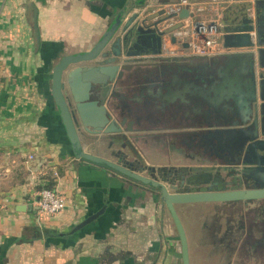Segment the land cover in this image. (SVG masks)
<instances>
[{
	"label": "crops",
	"instance_id": "obj_1",
	"mask_svg": "<svg viewBox=\"0 0 264 264\" xmlns=\"http://www.w3.org/2000/svg\"><path fill=\"white\" fill-rule=\"evenodd\" d=\"M181 9H188L191 16L168 23H184L182 29L190 35L166 34L156 45H147L145 62L165 61L177 77L189 71L187 65H214L212 80L201 79L199 85L210 91L237 73L245 77L244 68L253 59L240 55L251 50L225 48L215 28L223 21L241 23L249 18L261 24L264 42V0H0V264H183L179 234L158 189L78 159L52 96L57 63L64 56L90 51L121 14L125 19L135 14L142 18L146 12L164 10L168 15ZM200 23L205 30H197ZM210 24L215 26L208 31ZM231 61L236 63L227 65ZM262 71L256 56L257 75ZM239 90L246 91L242 85ZM171 94L167 108L171 124L186 123L193 117L192 107L199 116L205 112V105L189 103L182 84L172 87ZM228 115L237 117L233 111ZM194 131L166 130L173 141L174 134ZM80 134L84 151L114 159L110 152L117 145L108 146V138L117 134L84 130ZM140 152L146 167L186 169L188 176L208 165L177 150ZM126 155L129 161L136 159ZM43 185L65 197L67 206L60 214L38 213ZM200 204L206 203L176 205L188 238L190 264H221L220 247L201 233L191 237L187 230L189 208Z\"/></svg>",
	"mask_w": 264,
	"mask_h": 264
},
{
	"label": "water",
	"instance_id": "obj_2",
	"mask_svg": "<svg viewBox=\"0 0 264 264\" xmlns=\"http://www.w3.org/2000/svg\"><path fill=\"white\" fill-rule=\"evenodd\" d=\"M188 16H191L188 9L173 11L168 15H165L164 10L158 13L146 12L142 18L135 14L125 19V15L121 14L90 51L64 56L55 66L52 78V96L77 158L105 166L123 177L158 189L161 200L168 208L178 231L183 264H190L189 245L176 205L257 201L264 199V189L226 190L210 185L183 187V179L178 184L176 180L172 182L160 180L156 174L148 176L144 174L146 170L155 172L163 168L135 169L131 166L127 155L125 162L124 160L116 162L84 151L80 133L81 130L93 135L101 133L118 135L123 132L122 126L125 122H119L112 112L113 97L117 95L112 84L125 72L137 67L158 66L160 62L145 63V52L139 48L145 42L150 46L156 45L164 35L175 34L184 27V23L167 27L169 20L174 17L184 20ZM213 26L215 24H210L208 31L212 30ZM196 27L201 31L204 25L200 23L196 24ZM215 31L221 34L225 48L249 49L251 50L249 53L240 56H249L253 59L251 64L244 68L246 78L237 73L234 79L230 78L229 82L226 80L219 84L222 88L228 83L232 91L235 90L238 95L240 94L237 100L240 104L237 103L236 108L232 110L234 116H240L241 108L245 106L246 116L254 115V120L250 124L251 118L247 116L245 122H235L230 127L223 125V129L215 131L219 135L217 139H237L243 144H248L247 149L254 150L264 160V139H262L264 131L262 130V134L259 130V118L264 128V71L259 72L258 75L256 73V56L259 68H264L261 24H254L249 18L241 23L223 21ZM235 63L231 61L229 65ZM257 77H259L258 84ZM241 85L246 91L239 90ZM262 163L264 165V162L260 165ZM101 213L102 211L79 223L71 234L93 222Z\"/></svg>",
	"mask_w": 264,
	"mask_h": 264
},
{
	"label": "flooded vegetation",
	"instance_id": "obj_3",
	"mask_svg": "<svg viewBox=\"0 0 264 264\" xmlns=\"http://www.w3.org/2000/svg\"><path fill=\"white\" fill-rule=\"evenodd\" d=\"M172 25L176 24L170 23L167 27ZM146 47L145 42L139 49L144 51ZM187 69L189 71L177 77L173 72L174 68L167 65L165 61H161L158 66L137 67L115 80L112 86L117 95L113 97L112 112L119 122L125 123L122 126L123 132L118 134V137L108 138V146L113 144L120 146L117 151L111 150L110 154L114 159L109 160L125 162L127 159L123 149L129 148L136 158L133 162L130 161L131 166L135 169L146 168L142 163L141 152L129 141L127 134H133L135 136L131 139L152 151L159 149L164 153L177 150L185 156L208 163L207 166L199 168L200 172L189 176L190 173L186 169L171 168H163L155 172L146 170L144 173L147 176L156 174L160 180L165 179L167 182L176 180L178 184L183 179V187L210 185L226 190L264 189V165L263 163L260 165L264 160L254 150H248V144H243L237 139H217L219 135L209 130V128L235 124V122H245L248 119L245 106L241 108L240 116L235 118L228 115L234 109L233 106L240 104L237 101L240 94L238 95L235 90L232 91L229 84L212 91L210 87L206 89L204 86H199L202 84L201 79L207 83L212 80L211 75H214L213 72L216 71L214 65L200 63L197 66L187 65ZM181 84L191 105H205L206 108L205 112L199 116L198 110L192 107L193 117H190L186 123L171 124L170 118L167 117L168 104L173 96L171 89ZM220 97L222 98L219 100ZM259 126L262 133L264 128L261 118H259ZM173 127H191L196 128V131L174 134L176 140L173 141L170 139L172 134L166 132ZM237 168H239L240 176L235 173ZM223 172H226L227 177L223 176ZM246 202L257 204V206L248 209L250 219L247 239L241 248L248 245L252 251H261L264 257V199Z\"/></svg>",
	"mask_w": 264,
	"mask_h": 264
},
{
	"label": "rangeland",
	"instance_id": "obj_4",
	"mask_svg": "<svg viewBox=\"0 0 264 264\" xmlns=\"http://www.w3.org/2000/svg\"><path fill=\"white\" fill-rule=\"evenodd\" d=\"M129 141L138 151L143 150V152L147 153L152 151L150 148L139 144L140 147L142 146L140 150L137 141L131 138ZM118 149H120V146L117 144V147L113 148V150L117 151ZM130 150L129 148L123 149V153L126 152L132 155ZM177 152L182 153L181 151ZM235 173L240 176L239 168L236 169ZM223 176L227 177L226 172H223ZM256 206L257 204L246 201L230 203L213 202L200 204L196 207L192 206L189 208L190 219L186 223L187 230L191 237L197 233H201V235H205V240L207 239L210 244L220 247L222 251L221 264H264V257L261 251H252L248 245L241 248V245H244L243 242L247 239L250 219L248 209ZM182 216L183 218H187L188 214L184 212Z\"/></svg>",
	"mask_w": 264,
	"mask_h": 264
},
{
	"label": "built area",
	"instance_id": "obj_5",
	"mask_svg": "<svg viewBox=\"0 0 264 264\" xmlns=\"http://www.w3.org/2000/svg\"><path fill=\"white\" fill-rule=\"evenodd\" d=\"M175 35L188 36L190 35V31L186 28L179 29ZM207 44L210 45L211 42L208 41ZM66 206L67 201L65 197L57 189L48 188L46 185L41 187L37 198V210L40 215L56 216L64 211Z\"/></svg>",
	"mask_w": 264,
	"mask_h": 264
},
{
	"label": "trees",
	"instance_id": "obj_6",
	"mask_svg": "<svg viewBox=\"0 0 264 264\" xmlns=\"http://www.w3.org/2000/svg\"><path fill=\"white\" fill-rule=\"evenodd\" d=\"M47 187H48V188H51V186H50V185H47Z\"/></svg>",
	"mask_w": 264,
	"mask_h": 264
}]
</instances>
